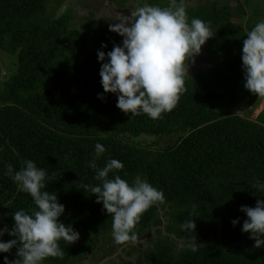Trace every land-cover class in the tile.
Wrapping results in <instances>:
<instances>
[{
  "label": "trees",
  "instance_id": "16d2710c",
  "mask_svg": "<svg viewBox=\"0 0 264 264\" xmlns=\"http://www.w3.org/2000/svg\"><path fill=\"white\" fill-rule=\"evenodd\" d=\"M126 1L135 0L121 7ZM191 1L183 0L188 22L199 18L212 34L202 45L207 66L186 73L173 110L151 119L125 114L116 94L104 92L97 52L123 38L102 19L96 24L93 10L81 19L72 8L60 9L61 0H0V52L14 59L0 80V228H12L14 211L36 208L5 175L8 165L18 171L29 159L47 170L43 190L65 206L60 221L79 232L76 242H59L62 257L42 264L83 262L100 241H110L112 218L89 187L101 183L89 167L97 142L106 149L95 160L98 168L112 158L124 165L109 179H147L164 194L133 231L150 233L164 222L163 208L172 237L159 236L139 264H264V248L241 231L247 216L240 211L264 199L258 187L264 184V97L244 88L241 59L247 32L264 20V0ZM192 219L195 230H182ZM233 219H239L235 226ZM16 251L0 253V264L5 256L19 259Z\"/></svg>",
  "mask_w": 264,
  "mask_h": 264
},
{
  "label": "clouds",
  "instance_id": "9594fccd",
  "mask_svg": "<svg viewBox=\"0 0 264 264\" xmlns=\"http://www.w3.org/2000/svg\"><path fill=\"white\" fill-rule=\"evenodd\" d=\"M98 17L110 18L113 22L109 24V30L123 38L122 43L114 44L112 50L97 52L98 61L102 62L99 75L104 92L116 94V106L132 116L147 114L151 119H158L162 113L173 110L185 90L184 77L189 73L186 62L199 54L202 45L212 37L208 25L199 18H192L189 23L183 0L179 3L169 0V6L164 8L144 4L131 10L130 15L115 11ZM106 47L102 44V48ZM241 59L244 88L264 97V20L247 32ZM98 98L104 99V94H98ZM105 151L102 143L95 144L89 167L96 171L95 179L101 183L89 187L96 196V202L102 203L103 210L112 218L109 235L113 243L110 248L115 254L120 244L135 241L136 235H143L135 234L133 229L145 211L164 201V194L147 179L137 178L132 184L118 174L109 179L110 172L123 169L124 165L112 158L103 168H98L95 160ZM5 175L12 179L19 191L32 197L36 208L31 213L23 209L14 211L12 228L7 225L0 228V253H8L16 247V257H19L9 261L5 256L4 264H42L48 257H62L59 242L74 243L79 239V232L60 221L65 206L57 195L43 190L48 178L47 170L37 167L33 160L25 159L18 171L8 165ZM258 187L264 190V184ZM6 206H11L10 202ZM240 211L247 216L241 231L249 233L255 241V248H264V199H258L255 207L242 205ZM238 223L239 219L232 220L233 226ZM195 228L193 219L181 225L182 230ZM5 233L15 238L4 241ZM146 257L147 254L144 260ZM117 258L132 264L124 255ZM105 264L120 263L108 260Z\"/></svg>",
  "mask_w": 264,
  "mask_h": 264
},
{
  "label": "rangeland",
  "instance_id": "374dc122",
  "mask_svg": "<svg viewBox=\"0 0 264 264\" xmlns=\"http://www.w3.org/2000/svg\"><path fill=\"white\" fill-rule=\"evenodd\" d=\"M111 2H108L106 0H89L87 6H82L79 4L78 0H61V6L60 9H73L74 13L77 14L79 18H88L90 15V11L93 10L94 14V20L96 24H100L101 22L107 24L109 26L110 23L113 21L110 18L102 19L101 22H99L101 19L98 16H106L109 12H115L118 10H122V2L123 0H109ZM206 0H203V2ZM152 2V3H151ZM161 1L157 0H144L141 4L137 3V0L131 2L130 4L129 1L125 2V6L131 12L130 10H134L138 6H143L144 4H157L158 6L161 5ZM169 1L168 0H163L164 5H168ZM191 4L195 5L198 3H201L199 0H192L190 2ZM127 4L129 6H127ZM109 6V7H108ZM107 9H104V8ZM161 7V6H160ZM193 7V6H190ZM197 7V6H196ZM161 8H164L162 6ZM205 54L201 48V52L199 54L194 55L193 59L190 61H187L186 63L188 64V72H194L196 71L197 68H206L207 63H204L201 61V58ZM14 59L11 57L10 54L8 53H1L0 52V80L3 79L4 75H9L11 71L14 68L13 65ZM249 111V110H248ZM166 210V212H165ZM160 215L162 216V219L164 222H160L159 225L155 226L150 233L143 234V235H136V240L135 241H128L125 242L124 245H119V249L117 253L113 254V249L110 248L113 241L110 239V241L105 240V242L100 241L96 246V248L90 252H88V255H85L84 258L82 259L83 262L76 261L73 264H105L108 260H113L114 262H118L120 264H128L124 260L117 258L119 255H124L128 257L131 261L132 264H138L137 261L141 257H144L148 250L153 247L152 242L158 238L159 236H170L172 237L169 233L166 232V218H168V209H160ZM164 230V234H163ZM156 241V240H155ZM103 243V244H102ZM124 246L129 247V250L131 253H125L122 252ZM89 257L86 261V258ZM124 261V262H121Z\"/></svg>",
  "mask_w": 264,
  "mask_h": 264
},
{
  "label": "flooded vegetation",
  "instance_id": "af4514ba",
  "mask_svg": "<svg viewBox=\"0 0 264 264\" xmlns=\"http://www.w3.org/2000/svg\"><path fill=\"white\" fill-rule=\"evenodd\" d=\"M106 1L110 2L109 0H106ZM110 4H111V2H110ZM128 4H130V2H129ZM198 4H200V3H198ZM198 4H197V5H198ZM190 5H193V4L190 3ZM128 6H129V5H128ZM108 7H109V6H108ZM104 9H107V8L105 7ZM130 11H131V10H130ZM117 12H120V13H122L123 15H130V14H131V12H129V10L126 9V7H122V10H118V9H117ZM123 252H126V253L129 252V253H131V251L129 250V247L123 249ZM88 258H89V257L86 258V261H87ZM138 260H139V261H137V263L139 264L140 261L144 260V257H141V258H139Z\"/></svg>",
  "mask_w": 264,
  "mask_h": 264
}]
</instances>
